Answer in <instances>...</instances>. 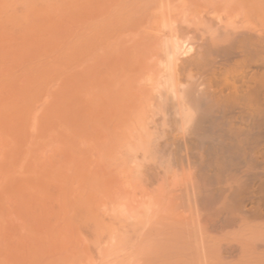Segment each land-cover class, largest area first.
Instances as JSON below:
<instances>
[{"label":"bare ground","instance_id":"bare-ground-1","mask_svg":"<svg viewBox=\"0 0 264 264\" xmlns=\"http://www.w3.org/2000/svg\"><path fill=\"white\" fill-rule=\"evenodd\" d=\"M1 1L0 33L10 38L6 50L16 57V61L12 58L16 67L19 62L39 66L35 83H48L45 78L59 67L62 71L64 60L68 64L80 58L88 62L84 59L97 54L95 50L91 53L95 43L103 47V58L96 57L100 62L90 57L93 64L96 61L95 66L90 64L82 72L60 78L56 95H52L54 101L47 96L53 105L44 113L41 110L43 117L47 115L50 120H41L39 134L42 129L65 124L67 128L61 129L69 131L71 141L85 139L82 144H87L91 139L100 146V157L108 159V166L111 161L115 163V187L117 180L115 176L108 177L107 169L105 177L98 175L92 183L86 182L90 196L85 192L86 197H82L83 187H78L81 198L74 194L77 199L70 200L69 211L73 212L68 215L74 218L70 220L73 225L76 221L75 229L81 230L75 231L81 232L78 236L86 234L82 230L90 229L93 235L96 233L94 243L98 242V246L102 241L109 243L105 252L111 249L112 254L103 253L113 257L108 261L106 257L107 264H264V0H45L56 3L52 11L50 5L46 8L48 3L44 7L43 0L41 5L36 0ZM21 1L25 2L26 12L20 7ZM77 19L81 23L76 25L83 23V29L93 21L97 24L81 51L68 47L75 33L73 21ZM9 64V68L16 69L12 61ZM47 66L53 67L49 70ZM31 81L32 78L27 83L33 84ZM86 89L93 90L95 96L82 93ZM27 92L23 87L17 94L21 102L27 99ZM18 104V118L11 115L19 126L14 132L20 131L16 132L20 135L27 128L32 104ZM52 107L64 108V112L50 115ZM13 119L9 122L15 123ZM19 144L22 147L24 143ZM172 145L177 153L169 150ZM201 146L206 150L202 153L210 155L207 161L198 160L200 157L194 153ZM86 152L83 156L87 160L90 152ZM91 174L92 178L94 172ZM126 192L131 195H124ZM6 207L9 210V205ZM70 227L67 228L72 232L74 228ZM73 232L71 237H75ZM86 236L78 237L85 242L78 240V248L83 244V249H78L81 252L90 243ZM43 241L39 242L41 246ZM88 245L86 251H90ZM98 253L95 255L101 256ZM95 257H91L93 261Z\"/></svg>","mask_w":264,"mask_h":264},{"label":"rangeland","instance_id":"rangeland-1","mask_svg":"<svg viewBox=\"0 0 264 264\" xmlns=\"http://www.w3.org/2000/svg\"><path fill=\"white\" fill-rule=\"evenodd\" d=\"M1 1V0H0ZM5 1H7V0H4V2ZM37 1V4H38V2L40 3V4H38V5H41V0H36ZM44 2L42 3L43 5H45L44 7H46V4L48 3V5H47V7L46 8H48L49 7V5H50V7H49V9L51 8V11L52 10H54V9H52V7L54 8L55 7V5L54 4H56L55 2L54 3H52L51 4V2H49V1H45V0H43ZM3 2V0L1 1V3ZM22 3V5L20 6V7H22L23 8V10H24V8H25V6L23 7V4L25 3L24 1H21ZM20 3V2H19ZM46 3V4H45ZM52 5V6H51ZM54 5V6H53ZM57 6V5H56ZM57 8H59V7H57ZM25 11V10H24ZM23 11V13H25ZM62 14H64V12H62ZM64 17H66L65 18V20L67 19L68 20V18H67V16L68 15H66L65 16V14L63 15ZM80 20V19H79ZM79 20L77 19V20H75V21H73V23L76 25V22L78 23L79 22ZM81 21V20H80ZM68 22V21H67ZM70 22V21H69ZM72 22V21H71ZM94 23H92V25L89 27H85L84 29L82 28V24H79V26H78V24L74 27V25H72V27H73V29H72V31L73 32H75L74 33V36H72L71 37V39H70V46H68V47H70L71 48V46H73V48H75L76 50H82L86 45V43H87V41H88V38L90 37L89 35H91V34H93L95 31H96V29H97V24H96V22L95 21H93ZM66 23V22H65ZM72 23V24H73ZM79 23H81V22H79ZM66 25V24H65ZM84 25V24H83ZM95 25V26H94ZM69 26V25H68ZM85 26V25H84ZM76 28V29H75ZM83 30H82V29ZM93 30V31H92ZM79 31V32H78ZM82 31V32H81ZM93 32V33H92ZM82 33V34H81ZM85 33V34H84ZM81 34V35H80ZM7 35L8 34H3V33H0V39H2L3 40V42H1L0 43V45H1V47H0V52L1 53H3L4 55V57L2 56V58L0 57V73L1 74H4V73H6V74H4V75H1L0 74V77H1V79H0V98L1 97H3V98H1L0 99V116H2V119H0V209H1V212H0V218H1V220H0V249L2 250H0V264H20L18 261H20L22 264H44L43 263V261L45 260V261H47V260H49V263H48V261L46 262V264H66V263H69V264H73V262H74V260H75V262H74V264H80L82 261V263H84V264H90V260H89V258H91V257H94V256H96L94 259H96V260H94L93 261V258H91V260L93 261L91 264H97L96 262L100 259V261H98V264H102V261H101V257H103V256H105V254L107 253V252H105V246L108 244V245H110L109 243H107V242H103L102 241V243L100 244L101 246H98V242L97 243H94L95 242V238H97V237H95L94 238V236L96 235V233H95V235H93V233L92 232H94L93 230L91 231L90 229H85V230H87V231H83L82 230V232H86V234L84 235L83 233H82V236H83V238H85V236H86V238H87V240L89 239V241H90V243H88L87 245L89 246V248H88V250H90V251H86L87 250V245H85V247H84V250H83V252H81L82 250H78V249H80V248H82L83 246V244L82 243H85V242H83V240L81 239V238H78V237H82V236H78V234L79 233H81V232H75V231H81V230H76L75 228H77V223H75L76 221H74L73 223L75 224V225H73L71 222H70V220H71V217L69 216V215H72L71 213L73 212V210H72V212H70L69 210L71 209V208H69V205H70V203H71V205H70V207L72 206V202L70 201L71 199H75L76 197L74 196V194L75 195H78V197L77 198H81V194L79 193V191L78 190H80L82 187V189L80 190V192L82 191V197H86V195L87 196H90L89 194V188H87V186H89V185H87V183L86 182H91L92 183V181H93V179L94 178H96L98 175L100 176V177H102V175H103V173L104 172H107V169H108V174L107 173H105L104 175L106 176V174L108 175V177L109 176H115L116 177V174H115V171L113 170V169H115V165H113V161H111V163H112V165H111V163H109V166H108V159L106 158V160L102 157H100V149H99V145H97V142L95 143V142H93L91 139L90 140H87L86 142H87V144L86 143H84V144H82V142L83 141H85V139H83V141H82V139H76V140H73V141H71L70 140V135L68 134V130H66L65 128H67L66 127V125L65 124H61V123H58V124H55L56 126H57V129H55L56 127H55V125H54V129H52V130H48V129H42V134H39L40 133V125H41V123L43 122H41V120L43 119L44 120V122L45 121H47L49 118L47 117V115L45 116L44 115V117H43V113L44 112H46L52 105H53V101H54V99H55V97L54 98H52V95H56L55 93H56V90H57V87L59 86V81H61V79L63 78V77H66V76H69V74L70 75H72L73 73L74 74H77V73H79V72H82V71H84V70H86L85 68H87L88 69V66L91 64L92 66H95L97 63H96V61H98V62H100L101 60L100 59H102L103 58V52H102V48L103 47H101V45H99V43H95V45H96V48H95V45L93 46V50L91 51V53H93L94 52V50H95V53L97 52V54H95V55H89L88 56V58H86V59H84L85 61H88V62H84V61H82L83 60V58H80V56L78 57V59L80 58V60L79 61H76L75 63H73V64H71V60H69V64H68V62H67V60H64L65 62V64H63L62 63V65L64 66V65H66V66H64V67H62V71H61V68L59 67L57 70H59V71H53L52 69V73H55V74H53L52 75V73H50L49 74V77L47 76L45 79H48L47 80V82L48 83H43V84H39V82L37 81L36 83L34 82V79L36 78V76H38V73L37 72H40V68H38L39 66L38 65H36L35 66V64H33V63H20L19 62V64H22V65H20L19 66V64H18V67H16V63L14 62V60L16 59V57L15 56H13V55H10L9 54V51L8 50H6V45L9 43L10 44V38L9 37H7ZM75 35H77V37L75 36ZM88 35V36H87ZM2 37V38H1ZM80 37V38H79ZM86 37V38H85ZM9 38V39H8ZM74 39V40H73ZM83 39V40H82ZM86 39V40H85ZM82 42H83V44H82ZM4 43V44H3ZM79 44V45H78ZM82 44V45H81ZM3 45H4V47H3ZM77 45H78V47H77ZM8 47H9V45H8ZM67 47V48H68ZM82 47V48H81ZM72 48V49H73ZM3 50H6L7 51V53H4V51ZM101 50V51H100ZM3 51V52H2ZM5 51V52H6ZM101 52V53H100ZM0 53V54H1ZM81 53V52H80ZM6 54H8V55H6ZM94 54V53H93ZM2 55V54H1ZM0 55V56H1ZM97 55V56H96ZM93 58V59H95L96 61H93L95 64H93L92 63V59L91 58ZM99 57L100 59H97V58ZM5 58H7V59H5ZM11 58V59H10ZM12 58H14V60L12 59ZM76 58H77V56H76ZM1 59H3V60H1ZM11 61L13 62V64L15 65L14 67H16V69H14V68H12V66L9 68L8 66H10V65H12V64H9V63H11ZM16 61V60H15ZM73 61V60H72ZM82 61V62H81ZM7 62V63H6ZM2 64V65H1ZM25 64V65H24ZM29 64H31V65H29ZM83 66V68H82V66ZM27 65H29V66H27ZM34 65V66H33ZM50 65V64H49ZM90 65V66H91ZM6 66V67H5ZM22 66H24L23 68H22ZM31 66V67H30ZM74 66V67H73ZM81 66V67H80ZM85 66V67H84ZM8 67V68H7ZM33 67H35L36 69H38L37 71L35 70V69H33ZM48 67V69L49 68H52L53 66H47ZM66 67V68H65ZM79 67V70L77 71V68ZM18 68V69H17ZM21 68V69H20ZM75 68V69H74ZM81 68V69H80ZM1 69H4L5 71H8L9 69H11L10 71H11V73H10V71H8V72H4V70H1ZM23 69H26V70H28V71H30L29 73H30V76H29V74H28V71L26 72V70H23ZM65 69V70H64ZM23 70V71H22ZM33 70L35 71V72H33ZM50 70V69H49ZM14 71V72H13ZM22 71V72H21ZM32 71V72H31ZM72 71V73H70ZM23 72H25V73H27V74H25V73H23ZM66 72V73H65ZM20 73V75H18ZM60 73L62 74V75H60ZM9 74V75H8ZM24 75V76H23ZM28 75V76H27ZM34 75V76H33ZM36 75V76H35ZM55 75V76H54ZM20 76V77H19ZM27 76V79L25 78ZM33 76V77H32ZM61 76V77H60ZM22 77V78H21ZM30 77V78H29ZM54 77V78H53ZM6 78V79H5ZM11 78V79H10ZM32 78V80L33 81H31V82H34L33 84L32 83H27L28 81H30V79ZM49 78H51V79H49ZM55 78L57 79V81L55 80ZM61 78V79H60ZM26 79V80H25ZM60 79V80H59ZM12 80V81H11ZM22 80H24V81H22ZM53 80V81H52ZM16 81V82H15ZM20 81H21V83H20ZM11 82V83H10ZM50 82V83H49ZM55 82V83H54ZM52 83V84H51ZM46 84H47V86H46ZM51 84V85H50ZM12 85V86H11ZM33 85H34V87H33ZM5 86V87H4ZM23 87H25L26 88V90L28 91L27 93H26V97H27V99H23L24 101H26L27 103H30V104H32L33 102V104L31 105V108H30V111L27 113V116H29V117H27L29 120H28V124L27 125H25V127L27 126V128L29 129V131L31 132H29L28 131V129L26 128V129H24V131H22V134H24L23 136H22V134L20 133V135H18V133H16V132H20V131H15L14 132V130H15V128L18 126V122H17V119H13L14 118V116H12L11 114H13V115H15V118H18V115H19V110L20 109H17V106H19L20 104H18V101H19V103H24V101H20V99L22 100V98H21V96L19 97V95H17V94H19V91L23 88ZM20 88V89H19ZM44 88V89H43ZM15 89V90H14ZM19 89V90H18ZM31 89V90H30ZM54 89V90H53ZM43 91L42 93H41V96L39 95V96H37L38 95V92H40V91ZM47 92V93H49V94H47V93H45V92ZM12 92V93H11ZM14 92H16L15 94H14ZM51 93V94H50ZM82 93H85V94H92V93H94V94H92V95H94L95 96V92L93 91V90H88V89H86V90H83L82 91ZM81 93V94H82ZM6 95V96H4V95ZM32 94H34V95H32ZM47 94V95H46ZM1 95H3V96H1ZM31 95V96H30ZM44 95H45V97H44ZM84 95V94H83ZM47 96H50V99L51 100H53V101H51V100H49L48 98H47ZM85 96V95H84ZM19 97V100L17 99ZM42 97H44V98H42ZM87 97H89V95H87ZM5 98V99H4ZM40 98V99H39ZM42 98V99H41ZM85 98V97H84ZM91 98V97H90ZM96 98V97H95ZM15 99H16V102H15ZM30 99H32L33 100V102H32V100H30ZM48 99V100H47ZM86 99V98H85ZM88 99V98H87ZM92 99H94L93 97H92ZM30 101V102H29ZM44 102V105L42 106V104H43V102ZM45 101H51V103H45ZM11 102V103H10ZM13 102V103H12ZM14 102L16 103V104H14ZM32 102V103H31ZM37 102H39V103H37V105H36V103ZM11 104H13L15 107H13ZM35 104V105H34ZM52 104V105H51ZM34 105V106H33ZM38 106L40 107V108H38ZM42 106V107H41ZM43 107H45V109H46V107H47V109L45 110ZM36 108H37V110H36ZM55 108H56V106H55ZM6 109L8 110V111H6ZM12 109V110H11ZM5 110V111H4ZM41 110H44L43 111V113H42V111ZM35 111V112H34ZM51 111L53 112L52 114L50 113V115H53L54 113L56 114L57 112H61L62 111V113L64 112V108H60V110H55L54 109V107H52V109H51ZM16 113H17V115H16ZM34 114V115H33ZM61 114V113H60ZM4 116V117H3ZM31 116V117H30ZM9 117V118H8ZM32 117H34V118H32ZM5 118H7V120L5 119ZM13 119L12 121H14V120H16V122L15 123H13V122H9L10 120L9 119ZM32 118V119H31ZM2 120L4 121V124L2 123ZM50 120V119H49ZM48 120V121H49ZM39 122V123H38ZM13 123V124H12ZM3 124V125H2ZM9 124V125H8ZM38 124H39V126H38ZM44 124V123H43ZM46 124H47V122H46ZM36 125L38 126L37 128H33V127H31V126H34V127H36ZM8 126H11L10 128H8ZM13 126V127H12ZM59 126V127H58ZM61 126L63 127V126H65V128H64V130L65 131H62V129H61ZM5 127H7V128H5ZM19 127V126H18ZM53 127V125L52 126H50V129ZM30 128H32V129H30ZM34 129V130H33ZM61 129V130H60ZM35 130H37V131H35ZM47 130V131H46ZM55 130V131H54ZM12 131V132H11ZM26 131H28V133L26 134ZM39 131V132H38ZM66 131H68V132H66ZM24 132V133H23ZM49 132H50V134H49ZM56 132V133H55ZM13 134V135H11V134ZM35 133H37V134H39L40 135V137H39V135H37V134H35ZM58 133V134H57ZM35 134V135H34ZM44 134V135H43ZM42 135H43V137H44V139L42 138ZM38 136V137H37ZM49 136V137H48ZM52 136V137H51ZM53 136H55V137H53ZM34 137V138H33ZM57 137H59V138H57ZM62 137V138H61ZM36 138V139H35ZM61 138V139H60ZM66 138V139H65ZM35 139V140H34ZM38 139V140H37ZM63 139H65V140H63ZM35 141V142H32V141ZM62 143H61V142ZM66 141V142H65ZM68 141V142H67ZM75 141H77V142H75ZM79 141H81V142H79ZM20 142H22V143H24L23 145H22V147L20 146V147H18V145H20L19 143ZM26 142H29V144L27 143L26 144ZM41 142V143H40ZM64 142V143H63ZM74 142V143H73ZM35 143V144H34ZM75 143L77 144V145H75ZM96 145H95V144ZM26 144V145H25ZM32 144V145H31ZM65 144H68L69 146H71V147H69L68 145L67 146H65ZM25 145V146H24ZM34 145V146H33ZM86 145H88V146H86ZM95 146H97L96 148H95ZM174 146V147H173ZM77 147V148H76ZM170 148H169V150L170 151H172V152H174V153H177L176 152V149L175 150H172V148L174 149V148H176L175 147V145H172V146H169ZM202 147L203 146H201V148L200 147H198V148H196L193 152L195 153V154H197L198 155V157H200L198 160H200V161H203V160H205V161H207L209 158V156L210 155H207V153H202V152H206V150L205 149H202ZM70 148H71V150H70ZM204 148V147H203ZM19 149V150H18ZM69 149V150H68ZM83 149V150H82ZM85 149V150H84ZM94 149H96V150H94ZM23 151L22 153H21V151ZM66 150V151H65ZM68 150V151H67ZM73 150V151H72ZM78 150V151H77ZM84 151L85 153H83L82 151ZM88 150V152H90L89 153V155H91L92 157H89V155L87 156V160H86V158H84V156L86 157V151ZM199 150H201V151H199ZM72 151V152H71ZM68 152V153H67ZM75 152H76V154L77 155H75ZM81 152V153H80ZM14 153H16V154H19L18 156L17 155H14ZM71 153V154H70ZM73 153V154H72ZM93 153V154H92ZM69 154V155H68ZM82 155V158H80V157H78V155ZM83 154H84V156H83ZM32 155V156H31ZM74 155V156H73ZM14 156V157H13ZM22 156V157H21ZM73 156V157H72ZM175 156H176V154H175ZM17 158V159H14V158ZM76 157H78V158H76ZM19 158V159H18ZM22 158V159H21ZM69 158V160L70 161H66L67 159ZM71 158V159H70ZM79 158H80V161H82L81 163H80V161H79ZM89 158H94L93 160H90ZM23 159H24V161H23ZM60 161H59V160ZM74 159V160H73ZM82 159V160H81ZM90 161H89V160ZM21 160V161H20ZM33 160V161H32ZM86 160V161H85ZM105 160V161H104ZM26 161V162H25ZM29 161H31V162H29ZM57 161H58V163H57ZM64 163V165H63V163ZM77 163H76V162ZM88 161V162H87ZM23 162H25L24 164H23ZM28 162V163H27ZM34 162V163H33ZM70 162H71V164H70ZM79 162V163H78ZM107 162V163H106ZM68 163V164H67ZM84 163V164H83ZM91 163H92V165H91ZM95 163V164H94ZM103 163V164H102ZM31 164V165H30ZM58 164H61L60 166H57ZM76 164H80V166H77ZM86 164V165H85ZM87 164H89V165H87ZM115 164V163H114ZM66 165V166H65ZM68 165V166H67ZM21 166V167H20ZM25 166V167H24ZM30 166V168H28V167ZM35 166V168H33ZM38 166H40L39 168H38ZM57 166V167H56ZM92 166H93V168H92ZM98 166H99V168H98ZM100 166H102V167H100ZM16 167H17V169H16ZM76 167L79 169H76ZM23 168V169H22ZM45 168V169H44ZM49 168H51V169H49ZM54 168H56V169H54ZM59 168H60V171H59ZM69 168V169H68ZM73 168V169H72ZM75 168V169H74ZM81 168V169H80ZM90 168H92V169H90ZM96 169V171H95V169ZM113 168V169H112ZM29 169H32V170H29ZM33 169H35V170H33ZM68 169V170H67ZM91 170V171H89V170ZM98 169H101V170H99L98 171ZM17 170V171H16ZM45 170H47V171H45ZM58 170V172H56ZM78 170V171H77ZM89 172H88V171ZM11 171V172H10ZM14 171V172H13ZM36 172V174L34 173V172ZM41 173V174H39V172ZM70 171H72V172H70ZM86 171H87V173H86ZM94 172V175L92 176V178H91V176H90V174L92 173L93 174V172ZM111 171L113 172V174H115V175H110V173H111ZM32 172V173H31ZM65 172H67L66 173V175H65ZM77 172V173H76ZM15 173V174H14ZM25 173H26V175H25ZM30 173V174H29ZM43 173H44V175H45V177H44V175H43ZM69 173V174H68ZM13 174H14V176H13ZM27 174H28V176H27ZM52 174V175H51ZM58 174V175H57ZM87 174V175H86ZM91 174V175H92ZM101 174V175H100ZM39 175V176H38ZM63 175H65V176H63ZM85 175V176H84ZM103 175V176H104ZM18 176H20V177H18ZM24 176V177H23ZM38 176V177H37ZM52 176V177H51ZM74 176H77V178L76 177H74ZM87 176V178H90V181H88L89 179H87V178H85L84 179V177H86ZM89 176V177H88ZM98 176V177H99ZM104 176V177H105ZM12 177V178H11ZM36 177V178H35ZM47 177H49V180H48V178ZM107 177V178H108ZM113 178V177H111V178H113V179H116L117 180V177L116 178ZM8 178H9V180H8ZM30 178V179H29ZM43 178H44V180L45 179H47V181L46 182H44V180H43ZM67 178V179H66ZM106 178V179H107ZM26 179H28V181H26ZM40 179V180H39ZM109 179V178H108ZM107 179V180H108ZM112 179V180H113ZM17 180H19V181H17ZM41 181V182H39V181ZM84 180H86V181H84ZM110 180V179H109ZM10 181H12V182H10ZM30 181V182H29ZM53 181V182H52ZM79 181V182H78ZM115 181V180H114ZM9 182V183H8ZM28 182V183H27ZM58 183V184H56V183ZM31 183V184H30ZM39 183L40 184H42V185H40L39 186ZM110 183H111V180H110ZM118 184V180L114 183V187L116 186L115 184ZM2 184V185H1ZM15 186H17V187H15ZM22 184H24L25 186H23ZM43 184H44V186L46 187H44L43 186ZM47 184H49V185H47ZM89 184V183H88ZM11 185L14 187V188H12L11 187ZM62 185V186H61ZM81 185V186H80ZM111 185H113V183L111 184ZM110 185V186H111ZM57 188H56V187ZM49 187V188H48ZM65 187V188H64ZM78 187H81V188H78ZM111 187H113V186H111ZM113 187V188H114ZM2 188V189H1ZM16 188V189H15ZM23 190H22V189ZM31 189V191L30 190H28V189ZM20 189V192H16V190H19ZM78 189V190H77ZM86 189H88V191L86 190ZM40 190H41V192H40ZM43 190V191H42ZM50 190V191H49ZM54 190V191H53ZM56 190V191H55ZM78 191V193H77V191ZM24 191V192H23ZM51 191H53L52 193H51ZM31 192V193H30ZM43 192H45V194L43 193ZM85 192H87L86 193V195L84 194ZM23 193V194H22ZM47 193V194H46ZM127 193V192H126ZM124 194V195H131V194ZM3 194V195H2ZM22 194V195H21ZM25 194V195H24ZM40 194H42V195H40ZM56 194V195H55ZM72 194V195H71ZM12 195H14L13 197H12ZM45 195V196H44ZM93 195V194H92ZM3 196V197H2ZM25 196V197H24ZM31 196V197H30ZM66 197V198H65ZM19 198V199H18ZM57 198H59L58 200H57ZM76 198V199H77ZM68 199V200H67ZM73 199V200H74ZM18 200V201H17ZM28 200V201H27ZM72 200V201H73ZM6 202V203H5ZM21 202V203H20ZM32 204H31V203ZM10 203V204H9ZM3 204V205H2ZM43 204V205H42ZM55 204V205H54ZM58 204V205H57ZM9 205V210L7 209L8 207H6V206H8ZM36 205V206H35ZM54 205V206H53ZM5 206V207H4ZM12 206V207H11ZM14 206V207H13ZM62 206L64 207L62 210H61V208H62ZM2 207V208H1ZM59 207H61L60 209H59ZM18 208H20V209H18ZM2 209L4 210V211H2ZM38 209H40V210H38ZM59 209V210H58ZM58 210V211H57ZM14 211V212H13ZM52 211V212H51ZM63 211V212H62ZM4 212H6L7 214H4ZM70 212V214L68 215V213ZM65 213H67V215L65 214ZM56 214V215H55ZM62 214V215H61ZM74 215V214H73ZM57 218H56V217ZM54 217H55V219H54ZM67 217H70V218H68L67 219ZM73 217V216H72ZM60 218V219H59ZM9 219V220H8ZM20 219H22V220H20ZM64 219H67V220H64ZM74 219V218H73ZM72 219V220H73ZM54 220H56V221H54ZM68 220H69V223H68ZM71 220V221H72ZM54 221V222H53ZM66 222V224H65V222ZM59 223V226H58V223ZM3 223V224H2ZM64 223V225H65V227H64V225H62ZM2 224V225H1ZM57 224V225H56ZM67 224H69V225H67ZM55 225V226H54ZM76 226V227H75ZM35 227V228H34ZM37 227V228H36ZM67 227H70V228H74L73 229V235H75V237L73 236V237H71L70 235L72 234V232L70 231V229L68 230V228ZM32 228H33V230H32ZM66 228V229H65ZM85 227H83L82 229H84ZM27 229V230H26ZM35 229V230H34ZM17 230H19L18 232H17ZM88 230H90L89 232H88ZM27 231V232H26ZM29 231V232H28ZM38 231H39V234H40V237H39V234H38ZM46 231V232H45ZM64 231V232H63ZM69 231L71 232V234L69 233ZM12 232H13V234H15V235H13L12 234ZM91 233V234H88V233ZM25 233V234H24ZM28 233V234H27ZM47 233V234H46ZM11 234H12V236H11ZM17 234H19V235H17ZM20 234H22V235H20ZM30 234V235H29ZM33 234V235H32ZM64 234H65V238H64ZM27 235V236H26ZM43 235V236H42ZM63 235V236H62ZM90 235V236H89ZM18 236V237H17ZM37 236V237H36ZM48 237V240H47V237ZM76 236H78V237H76ZM17 237V238H16ZM19 237H21V238H19ZM62 237L64 238L63 240H62ZM89 237V238H88ZM91 238V239H90ZM93 238V239H92ZM65 239L67 240V241H65ZM71 239V240H70ZM82 240V243H81V247L80 248H78V244L80 245V243H79V241L78 240ZM33 240V241H32ZM39 240V241H38ZM44 240V241H43ZM47 240V241H46ZM49 240H50V242H49ZM52 240V241H51ZM57 240V241H56ZM62 241V243L60 244V242ZM69 240V241H68ZM73 240L75 241L73 244H71L72 242H73ZM81 240H80V242H81ZM93 242H92V241ZM32 241V242H31ZM42 241H43V246H41V244L40 243H42ZM70 241H71V243H70ZM84 241H85V239H84ZM89 241H87V242H89ZM36 242V243H35ZM40 242V243H39ZM47 242V243H46ZM49 242V243H48ZM78 242V243H77ZM86 242V243H87ZM35 243V244H34ZM50 243H52V244H50ZM63 243H65V244H63ZM71 244V245H69V244ZM75 243H76V246H75ZM94 243V244H93ZM39 244V245H38ZM48 244V245H47ZM51 245V248H50V245ZM97 244V245H96ZM37 245V246H36ZM63 245V246H62ZM67 245V246H66ZM92 247H91V246ZM108 245H107V247H108ZM31 246H33V247H31ZM36 246V247H35ZM38 246H40V247H38ZM61 246V247H60ZM66 246V247H65ZM73 246H75V248L74 249H76L75 251H74V249H72L73 248ZM93 246H96L95 248L93 247ZM5 247V248H4ZM67 247H69V248H67ZM71 247V248H70ZM98 247V248H97ZM101 247V248H100ZM2 248H4L5 249V252H4V249H2ZM36 248H38V250L36 249ZM40 248V249H39ZM47 248V250H48V248H49V253L47 252V250L46 251H44L45 249ZM60 248H61V250H60ZM113 248L115 249V247L113 246ZM112 248V249H113ZM44 249V250H43ZM52 249H56L55 251H56V253H55V251H53ZM71 249V250H70ZM83 249V248H82ZM97 251H96V250ZM103 249V250H102ZM108 249V248H107ZM110 249V248H109ZM44 251V253L45 254H43L42 253V251ZM116 250V249H115ZM57 251L59 252V253H57ZM65 251H66V253H65ZM72 251V252H71ZM94 251V252H93ZM98 253H100V255L101 256H98L97 257V255H95V254H97L96 252ZM107 251V250H106ZM114 251V250H113ZM14 252V253H13ZM29 252V253H28ZM42 253V255H41V257H43L44 255V257H43V261H42V259H41V257L39 256V253ZM71 252V253H70ZM73 252H75V254H78L76 257H75V254H74V256L72 255L73 254ZM77 252V253H76ZM81 252V253H80ZM93 252V253H92ZM105 254H104V253ZM109 253H107V254H112V250L110 249L109 251H108ZM37 253V254H36ZM48 253V254H47ZM55 253V254H54ZM89 253V254H88ZM99 253H98V255H99ZM104 255H103V254ZM20 254V255H19ZM21 254H22V256H21ZM69 254H71V256L69 255ZM88 254V255H87ZM110 254V255H111ZM33 255H35V257H33ZM17 256H19L18 258H17ZM24 256V257H23ZM47 256V257H46ZM59 256V257H58ZM85 256H86V258H85ZM13 257V258H12ZM23 257V258H22ZM66 257H69V259H71V260H73V262L71 261V263H70V261H68L69 259L68 258H66ZM71 257H73V258H71ZM106 257H108V259H107V261L111 258L112 259V257L113 256H105V257H103L104 259H105V261H106ZM17 258V259H16ZM47 258V259H46ZM80 260H79V259ZM99 258V259H98ZM19 259V260H18ZM39 259H41V260H39ZM61 259V260H60ZM66 259H68L67 261H66ZM77 259V260H76ZM2 260V261H1ZM9 260V261H8ZM13 262H12V261ZM89 260V261H88ZM103 260V259H102ZM7 261V262H6ZM44 261V262H45ZM62 261V262H61ZM77 261H79V262H77ZM107 261H106V263L105 264H107ZM6 262V263H5ZM23 262H25V263H23ZM99 262H101V263H99ZM131 264H136V263H131Z\"/></svg>","mask_w":264,"mask_h":264}]
</instances>
